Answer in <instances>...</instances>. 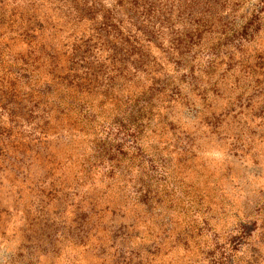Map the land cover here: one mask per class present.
I'll list each match as a JSON object with an SVG mask.
<instances>
[{
	"label": "rangeland",
	"instance_id": "1",
	"mask_svg": "<svg viewBox=\"0 0 264 264\" xmlns=\"http://www.w3.org/2000/svg\"><path fill=\"white\" fill-rule=\"evenodd\" d=\"M0 264H264V0H0Z\"/></svg>",
	"mask_w": 264,
	"mask_h": 264
}]
</instances>
